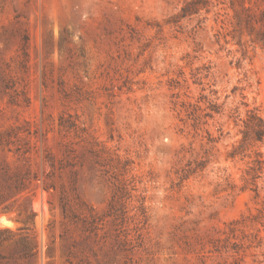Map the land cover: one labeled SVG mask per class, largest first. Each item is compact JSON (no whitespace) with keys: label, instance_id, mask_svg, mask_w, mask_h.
Listing matches in <instances>:
<instances>
[{"label":"rangeland","instance_id":"374dc122","mask_svg":"<svg viewBox=\"0 0 264 264\" xmlns=\"http://www.w3.org/2000/svg\"><path fill=\"white\" fill-rule=\"evenodd\" d=\"M251 114L264 0H0V264H264Z\"/></svg>","mask_w":264,"mask_h":264},{"label":"trees","instance_id":"16d2710c","mask_svg":"<svg viewBox=\"0 0 264 264\" xmlns=\"http://www.w3.org/2000/svg\"><path fill=\"white\" fill-rule=\"evenodd\" d=\"M193 6V2L187 3L184 7H182L181 11L183 15H186L189 11L187 10L188 7ZM193 12H196V9H193ZM245 127L248 129L250 133L258 140L261 141L264 138V122L261 118L256 117L255 114L250 115V120L245 124ZM260 156L258 155L257 159L255 160L256 168H254L253 179L257 178L256 171L262 170L263 162L259 160Z\"/></svg>","mask_w":264,"mask_h":264}]
</instances>
